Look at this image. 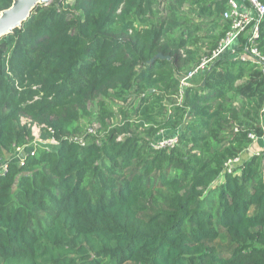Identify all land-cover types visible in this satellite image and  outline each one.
Returning <instances> with one entry per match:
<instances>
[{
    "label": "trees",
    "instance_id": "obj_1",
    "mask_svg": "<svg viewBox=\"0 0 264 264\" xmlns=\"http://www.w3.org/2000/svg\"><path fill=\"white\" fill-rule=\"evenodd\" d=\"M225 3L51 0L0 37V157L32 124L57 141L0 176V264H264L259 65L225 52L178 93L224 36ZM138 128L178 143L153 149Z\"/></svg>",
    "mask_w": 264,
    "mask_h": 264
},
{
    "label": "built area",
    "instance_id": "obj_2",
    "mask_svg": "<svg viewBox=\"0 0 264 264\" xmlns=\"http://www.w3.org/2000/svg\"><path fill=\"white\" fill-rule=\"evenodd\" d=\"M225 8L221 13L220 19L227 25V30L224 36L218 41L216 47L209 53L203 55L198 64L194 66L187 74L180 78L179 96L184 93V89L190 85L188 82L202 74L214 60L221 54L229 52L233 58L249 59L259 65L260 70L264 76V54H262L255 43L259 36V26L264 19V1L262 0H225ZM246 40L243 50L237 51V47L241 42V38ZM42 125L32 124L31 131L33 138L28 144L24 146L15 147L9 157H0V176L4 175L11 162H17L19 165L24 163L25 157L29 154H34L38 146L45 149H50L51 145H57V141L53 138L43 140L40 138V131ZM52 131V130H51ZM165 129H161L154 134L148 142L149 147L153 149L172 148L177 145L178 137L177 131L170 134H164ZM87 135L96 136L95 142L100 144L101 141L97 137L96 129L90 127L85 133ZM249 138L256 141V136L248 134ZM69 141L84 145L88 141L86 135H72L68 137ZM32 145V147H31ZM239 160L235 158L232 162ZM229 160L226 163L228 171L231 170L232 163Z\"/></svg>",
    "mask_w": 264,
    "mask_h": 264
},
{
    "label": "water",
    "instance_id": "obj_3",
    "mask_svg": "<svg viewBox=\"0 0 264 264\" xmlns=\"http://www.w3.org/2000/svg\"><path fill=\"white\" fill-rule=\"evenodd\" d=\"M51 0H13L10 7L0 12V37L19 28L37 5H47ZM167 59L168 56H165ZM163 58L161 53L153 56L151 61Z\"/></svg>",
    "mask_w": 264,
    "mask_h": 264
},
{
    "label": "rangeland",
    "instance_id": "obj_4",
    "mask_svg": "<svg viewBox=\"0 0 264 264\" xmlns=\"http://www.w3.org/2000/svg\"><path fill=\"white\" fill-rule=\"evenodd\" d=\"M205 55V54H203ZM199 80L198 76L194 77V78H191L188 82H190V84H194V83H197ZM117 103H111V102H108V108L110 110H113V112H115V116H113V118H110L109 120V124H114L116 122H118L120 116L119 114L117 113L118 111V106L116 105ZM90 126H93L92 128L96 129L99 128V124L98 123H93L92 125H88L86 128L90 127ZM174 131H177V130H174V129H169V128H166L165 129V132L164 134H170V133H173ZM135 134L137 136H141L143 138H145L147 141H149L151 139L152 136H149V134L147 133V131L145 129H142V128H138L136 131H135ZM97 137L99 138V140L102 142L104 139H103V135L102 134H98L97 133ZM32 147V145H31ZM259 147L260 145H258V143H255L253 145L250 146V153H256V152H259ZM10 155V154H9ZM9 155H5V157H9ZM220 180V179H218ZM218 183V181H217ZM220 244L221 245H224L225 244V240L224 239H221L220 241Z\"/></svg>",
    "mask_w": 264,
    "mask_h": 264
},
{
    "label": "crops",
    "instance_id": "obj_5",
    "mask_svg": "<svg viewBox=\"0 0 264 264\" xmlns=\"http://www.w3.org/2000/svg\"><path fill=\"white\" fill-rule=\"evenodd\" d=\"M258 145H260V147L262 146V141L261 140L258 142Z\"/></svg>",
    "mask_w": 264,
    "mask_h": 264
}]
</instances>
